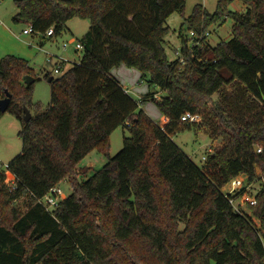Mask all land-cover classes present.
<instances>
[{
	"label": "trees",
	"instance_id": "1",
	"mask_svg": "<svg viewBox=\"0 0 264 264\" xmlns=\"http://www.w3.org/2000/svg\"><path fill=\"white\" fill-rule=\"evenodd\" d=\"M232 1L219 0L212 13L198 3L185 16L198 34L234 22L232 37L215 46L203 38L188 48L181 31L182 64L167 55L166 22L186 0H15L14 20L52 29L51 39L73 17L90 29L80 63L47 74L50 104L28 122L38 78L24 58L0 59V99L12 94L7 111L23 125L22 150L9 162L18 187L9 191L0 172V264H264V0H242L244 11L229 10ZM120 65L166 93L141 97L157 105L159 120L111 74ZM29 74L28 85L21 79ZM188 111L201 122H182ZM123 124L130 135L110 156V136ZM182 127L222 138L201 166L171 136ZM95 149L108 161L79 181L78 164ZM239 174L261 180L252 214L235 210L222 190ZM64 179L73 191L47 211L37 198ZM20 198L25 210L13 204Z\"/></svg>",
	"mask_w": 264,
	"mask_h": 264
},
{
	"label": "rangeland",
	"instance_id": "2",
	"mask_svg": "<svg viewBox=\"0 0 264 264\" xmlns=\"http://www.w3.org/2000/svg\"><path fill=\"white\" fill-rule=\"evenodd\" d=\"M197 3L196 0H186V8L183 14L179 11H174L167 18L166 25L169 27V33L166 36L165 49L169 59H175L176 50L181 49L184 45L180 36L181 31L190 38L188 44L192 43L191 30L188 24L184 23V18L192 13ZM0 5L3 9L0 19V59L6 55L13 54L27 60L34 76L38 78L34 84L33 105L30 108L32 116L36 117L47 110L51 101V83L46 77L47 74L50 73L52 76L59 77L70 69L74 62L79 61L83 55V50L77 52L76 44L79 40L85 39L90 29V22L88 19L73 17L68 20L66 28L53 40L40 32L24 33V29L29 28V23L14 20L13 16L17 11L15 0H0ZM217 5L218 2L210 1L207 2L205 8L212 13L217 9ZM244 6L247 5L242 0H233L230 3L229 10L244 11ZM233 22V19L229 16L226 17L224 22L213 23L207 28V31H210L207 40L211 46H215L220 41L228 40L232 37ZM44 37H46V40ZM65 43H68L66 49L63 46ZM106 51L109 52L107 49ZM60 60H65V68L64 72L57 73L55 71L56 64ZM111 74L120 81L123 87L130 89L131 95L137 101L148 91L158 90L159 96L166 94L158 87L150 86L146 79H142V73L136 68L120 65L119 67H114ZM216 97L217 95L214 96V98ZM140 108L144 109L153 119H160V110L152 100L141 102ZM22 128V122L9 111L5 112L0 118V166L4 167L5 163H9L22 150L23 140L19 135ZM129 135L130 130L125 124L120 125L112 132L110 136V156L116 155L122 149L124 137ZM171 136L200 166L205 162L202 157L207 154L208 147L211 146L214 150L216 146L222 143V138H212L206 130L196 134L194 127H182ZM260 149L257 146L256 151H261ZM107 161L108 156L104 153L97 149L91 151L79 162L78 171L81 172L77 175V179L79 181L88 179L97 170L101 169ZM257 175L263 176V171L259 166H257ZM242 177H246V174H242ZM249 182L248 188H250L251 194L257 195L261 188V180ZM5 185L7 186L6 183ZM226 186L227 184L224 185V188ZM59 187L66 195L73 191V185L69 179H64L60 182ZM238 203L243 212L252 214L250 204L241 201ZM13 204L25 210L26 200L20 198ZM255 224L260 227L261 221L256 219Z\"/></svg>",
	"mask_w": 264,
	"mask_h": 264
},
{
	"label": "built area",
	"instance_id": "3",
	"mask_svg": "<svg viewBox=\"0 0 264 264\" xmlns=\"http://www.w3.org/2000/svg\"><path fill=\"white\" fill-rule=\"evenodd\" d=\"M38 31H36L34 29V27L29 24V28L24 29V33L28 34V33H36ZM46 36H53V30L50 29L48 31H46ZM190 35L192 36V43L188 44V48H192L198 44H201V41L203 38H207L208 35H210V31H203L202 33L198 34L196 31L192 30L190 31ZM189 38V37H188ZM190 39V38H189ZM73 41V40H72ZM64 49H66L68 47V43H65L64 45ZM76 48H77V52H79V50H83L84 53V44L81 40H79V42H77L76 44ZM82 56L80 57L78 62H74L73 65H75L76 63H80ZM176 58L182 63H185V59L183 56V52L181 49H177L176 50ZM57 67L55 69V71L57 73L63 71L64 72V68H65V60H60L57 64ZM72 65V66H73ZM126 91L131 93L129 88H126ZM141 97L139 99V103H141ZM202 117L200 114L197 113H191V112H185L182 116H181V121H187V122H192V123H199L201 121ZM213 149L211 146L208 147L207 149V154L204 155L202 158L204 160L207 159V155L208 153L212 152ZM1 163V160H0ZM0 172L3 173L5 175V183L7 184L9 191H13L18 187V180L17 177L15 176V174L11 171L10 169V165L9 163H5L4 167L0 166ZM248 182H247V179ZM249 177L246 175V177H242V174H239L237 176H235L234 178H232L227 184L226 188H222L223 192L226 194V196L229 198L230 203L233 205V207L235 208V210H237L240 213H245L243 212V210L240 208V204L238 203L239 201L241 202H246L247 204L250 205H256L257 204V197L256 195L251 194L249 185ZM64 199V193L62 192L61 188L59 186H55L53 187L50 192L48 194H46L45 196L42 197H38L37 201L47 210L50 212H54V210L56 208H58V206L60 205L61 200Z\"/></svg>",
	"mask_w": 264,
	"mask_h": 264
},
{
	"label": "water",
	"instance_id": "4",
	"mask_svg": "<svg viewBox=\"0 0 264 264\" xmlns=\"http://www.w3.org/2000/svg\"><path fill=\"white\" fill-rule=\"evenodd\" d=\"M24 80L25 83L29 85L35 81V77L29 74L24 77ZM51 80H52V76L49 78V81ZM11 101H12V94L7 91L6 96L0 99V110L2 112H6L11 104ZM24 112H25L24 120L27 122L30 121L33 116L31 114L30 109L27 106H24ZM254 148L256 150L257 145H255Z\"/></svg>",
	"mask_w": 264,
	"mask_h": 264
},
{
	"label": "crops",
	"instance_id": "5",
	"mask_svg": "<svg viewBox=\"0 0 264 264\" xmlns=\"http://www.w3.org/2000/svg\"><path fill=\"white\" fill-rule=\"evenodd\" d=\"M198 3H201V4H203L204 5V7L205 6H207V2H212V1H214V2H218L219 0H196ZM197 3V4H198ZM230 6V5H229ZM244 8V10L246 9V6H244L243 7ZM2 12H3V9H2V7H1V5H0V19H1V16H2ZM18 12V8H17V11H16V13ZM16 13L14 14V16L16 15ZM14 16H13V18H14ZM22 22V21H21ZM45 38V37H44ZM56 37H53L52 39L54 40ZM162 91V90H161ZM163 92V91H162ZM146 93V92H145ZM144 94V93H143ZM162 94V93H161ZM158 97H160L159 95H158ZM162 116H161V114H160V118H161ZM67 195L66 194H64V198L66 197Z\"/></svg>",
	"mask_w": 264,
	"mask_h": 264
}]
</instances>
